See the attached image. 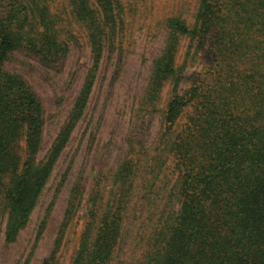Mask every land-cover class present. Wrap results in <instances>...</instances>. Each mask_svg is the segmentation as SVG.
I'll list each match as a JSON object with an SVG mask.
<instances>
[{
  "label": "trees",
  "instance_id": "1",
  "mask_svg": "<svg viewBox=\"0 0 264 264\" xmlns=\"http://www.w3.org/2000/svg\"><path fill=\"white\" fill-rule=\"evenodd\" d=\"M121 1L0 0V225L5 245L16 243L28 226L85 116L103 54L124 28ZM198 2L191 25L180 16L167 19L165 48L153 61L145 93L148 111L163 84L176 79L161 149L143 161L129 139V152L118 158L110 178L95 180L70 264H127L121 254L128 246L135 253L133 264H264V0ZM72 25L85 30L93 65L47 149L45 105L9 65L15 53L24 52L43 68H61L71 51ZM183 36L200 40L201 47L211 36L213 51L188 99L177 95L182 68L175 65V51ZM188 109L191 116L180 126ZM169 152L175 155L178 177L168 196L157 200L158 177ZM87 180L78 175L72 181L56 250L42 264L58 263L57 248L83 206Z\"/></svg>",
  "mask_w": 264,
  "mask_h": 264
},
{
  "label": "rangeland",
  "instance_id": "2",
  "mask_svg": "<svg viewBox=\"0 0 264 264\" xmlns=\"http://www.w3.org/2000/svg\"><path fill=\"white\" fill-rule=\"evenodd\" d=\"M60 1V0H59ZM228 1L229 0H219ZM123 30L114 44L106 48L95 86L83 120L73 133L72 140L55 168L43 197L31 215L28 226L12 245L4 244L0 225V264H42L44 258L56 250V239L64 221L69 187L78 175L87 177L83 206L63 234L57 248L58 263L70 264L78 248L84 225L87 199L95 180L111 176L117 160L129 152V139L135 151L146 161V155L159 151L165 130L167 106L173 96L175 78L167 80L160 89L152 111L146 103L147 86L153 61L165 48L167 19L180 16L192 24L198 10V0H122ZM220 3V2H219ZM230 22V21H229ZM71 51L65 64L56 69L41 67L24 52L15 53L11 68L16 69L35 88L46 109L45 147L48 149L65 122L89 69L92 67L91 49L85 30L72 25ZM213 59L211 36L201 47L200 40L178 37L175 65L182 68L177 95L188 99L189 91L199 74L206 72ZM214 66V64H213ZM211 64V68L213 67ZM215 70V67L214 69ZM178 80V76H177ZM193 110L183 114L179 125L184 126ZM43 152L41 155H44ZM166 162L160 170L156 190L164 200L178 177L173 153L164 155ZM143 163L142 165H144ZM145 167L141 169L143 173ZM64 180L63 186L60 183ZM163 187V189H162ZM57 189H60L57 191ZM155 193V194H156ZM1 201V200H0ZM38 231L40 236L38 237ZM122 260L133 264L135 253L131 246L122 251Z\"/></svg>",
  "mask_w": 264,
  "mask_h": 264
}]
</instances>
